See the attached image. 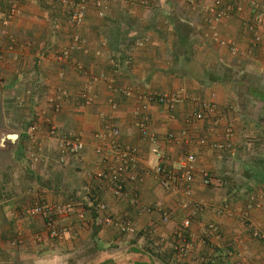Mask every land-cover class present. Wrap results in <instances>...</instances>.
<instances>
[{
	"label": "crops",
	"instance_id": "crops-1",
	"mask_svg": "<svg viewBox=\"0 0 264 264\" xmlns=\"http://www.w3.org/2000/svg\"><path fill=\"white\" fill-rule=\"evenodd\" d=\"M86 1L84 21L71 26V8L59 0H0V264H264V46H253L249 30L261 14L264 36V0ZM87 88L90 105L83 103ZM164 91L199 100L215 95L219 119L236 124L237 160L185 142L182 130L205 135L207 126L187 121L196 107L190 100L171 113L146 98ZM143 105L162 153L171 160L197 155L188 192L182 183L164 186L156 178L154 143L136 124ZM101 113L120 129V145L140 150L141 163L138 180H125L138 203L109 192L106 210L94 219L83 186L95 185L87 174L114 156L95 151L108 144L96 137L103 132ZM64 134L83 140L84 150L62 157ZM184 199L202 204L187 228ZM37 202L64 206L51 216L72 228L67 239L48 235V215L27 214ZM105 214L131 220L137 232L104 224Z\"/></svg>",
	"mask_w": 264,
	"mask_h": 264
},
{
	"label": "built area",
	"instance_id": "built-area-1",
	"mask_svg": "<svg viewBox=\"0 0 264 264\" xmlns=\"http://www.w3.org/2000/svg\"><path fill=\"white\" fill-rule=\"evenodd\" d=\"M160 2H183L186 4L193 5L195 0H158ZM62 4H69L71 11L69 16V23L71 26H76L81 24L87 14V1L79 0L77 2H70L69 0H59ZM102 2L98 1L97 6H101ZM234 9L233 5L229 6V12ZM12 13L17 11V8L12 6ZM261 23V14L257 18L249 23V30L253 35V46H264V36L259 30ZM80 38L74 36L73 42H78ZM232 52L234 54H239L240 50L237 47H232ZM1 58V54H0ZM90 89L87 88L83 91V103L85 105H90L92 103V98L90 96ZM148 100L156 102L157 104L164 105L167 110L173 113L177 106L184 103L186 100L193 102L196 107L188 115L187 121L191 124H195V128L198 123L205 124L207 126V132L204 135H198L195 129H184L182 130L181 137L188 144H195L202 148H211L218 152L227 153L233 150L235 146V140L237 136L236 124L232 119H227L222 121L219 119V106L216 101L215 95H212L208 100H199V98L187 94L184 91L177 92H151L146 97ZM117 106L112 105L115 109ZM146 105H143L137 111V126L143 137L149 138L150 141L154 143L151 147V152L158 159V163L154 169V174L156 178L164 186H174L182 183L184 185L185 191L191 190L193 182L196 178V169L198 158L197 155L192 152H184L179 154L174 160H171L166 154L162 153L159 147L156 145V137L154 134L149 132L148 122L149 116L144 113ZM103 122V132L96 134L98 139L106 141L108 144H99L96 146L95 151L98 155H102L107 150H113L114 156L111 160H107L105 165L95 171L89 172V177H91L96 184L92 185L87 183L83 186V191L87 196L88 200L94 198L97 201V208L99 214L106 210V198L111 194L118 199H128L129 203L136 205L138 203V196L131 193L127 189L125 180L129 177L130 182L138 180L140 175L136 174L141 163V152L136 146L128 145L122 146L117 142V137L120 135V129L114 124L112 116L101 113L100 114ZM219 127H221V136L216 137ZM194 128V127H193ZM31 130H36V126H32ZM57 125L50 126V133L57 134ZM213 135V136H212ZM168 141H174L176 136L169 133ZM61 156L67 154H78L85 148V143L83 140L77 136L61 135ZM117 149L114 150V148ZM145 174V172H144ZM128 179V178H127ZM202 179L205 185H210L212 183L211 175L205 171L202 173ZM72 205L68 204L65 208H70ZM181 206L186 209H190L189 215L185 218L183 227L187 228L190 226L192 218L197 214L199 210L202 209V204L198 202H193L190 199H184L181 202ZM64 206L54 204L50 205L46 202H37L34 205L27 208V214L31 216L36 215H48V220L46 223L47 233L50 237L55 239H63L72 230L70 226L59 225L54 218L51 216L54 210L61 211ZM47 217V216H46ZM83 218V213L80 214ZM164 221H167L168 216H163ZM103 222L106 225L113 226L117 228L124 234H134L137 232V228L131 220H120L114 218L109 214H105L103 217ZM211 229L216 227L212 224ZM264 242V237H263ZM180 254L186 253V249L182 245L175 247Z\"/></svg>",
	"mask_w": 264,
	"mask_h": 264
},
{
	"label": "rangeland",
	"instance_id": "rangeland-1",
	"mask_svg": "<svg viewBox=\"0 0 264 264\" xmlns=\"http://www.w3.org/2000/svg\"><path fill=\"white\" fill-rule=\"evenodd\" d=\"M237 151L234 149L233 151H231V152H227V154H225L223 157V159L225 160V161H228V160H232V158L234 157L235 158V161L237 160V153H236ZM231 164H232V168H235L236 167V164H235V162H232L231 161ZM87 176H88V179L90 180V177H89V174H87ZM87 183H85L84 185H86ZM89 184H91V183H89ZM73 207V206H72ZM72 207H70V208H72ZM70 208H67V209H70ZM73 223H76V221H74ZM65 226V225H64ZM73 226V225H72ZM70 235V234H69ZM67 237L68 236H66L65 238H63V239H59V240H65V239H67ZM75 254V253H74ZM74 258V257H73Z\"/></svg>",
	"mask_w": 264,
	"mask_h": 264
},
{
	"label": "trees",
	"instance_id": "trees-1",
	"mask_svg": "<svg viewBox=\"0 0 264 264\" xmlns=\"http://www.w3.org/2000/svg\"><path fill=\"white\" fill-rule=\"evenodd\" d=\"M228 181H229V179H228ZM89 201H90L91 206H87L88 207L87 210L90 212L92 217L94 219H96L100 215L98 208H97V201L92 197L90 200H88V204H89Z\"/></svg>",
	"mask_w": 264,
	"mask_h": 264
}]
</instances>
